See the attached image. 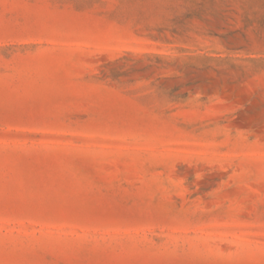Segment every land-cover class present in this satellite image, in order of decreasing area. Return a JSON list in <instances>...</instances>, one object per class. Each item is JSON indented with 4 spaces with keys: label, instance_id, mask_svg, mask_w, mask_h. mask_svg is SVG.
<instances>
[{
    "label": "rangeland",
    "instance_id": "374dc122",
    "mask_svg": "<svg viewBox=\"0 0 264 264\" xmlns=\"http://www.w3.org/2000/svg\"><path fill=\"white\" fill-rule=\"evenodd\" d=\"M0 264H264V0H0Z\"/></svg>",
    "mask_w": 264,
    "mask_h": 264
}]
</instances>
